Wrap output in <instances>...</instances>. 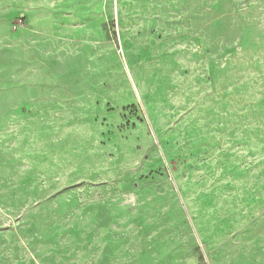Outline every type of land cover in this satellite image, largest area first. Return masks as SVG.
<instances>
[{
  "label": "rangeland",
  "instance_id": "rangeland-1",
  "mask_svg": "<svg viewBox=\"0 0 264 264\" xmlns=\"http://www.w3.org/2000/svg\"><path fill=\"white\" fill-rule=\"evenodd\" d=\"M0 264H264V0H0Z\"/></svg>",
  "mask_w": 264,
  "mask_h": 264
}]
</instances>
